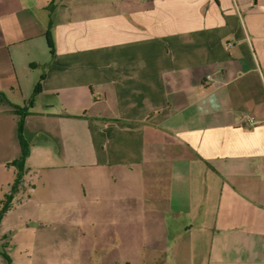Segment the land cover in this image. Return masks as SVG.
<instances>
[{
  "label": "crops",
  "instance_id": "crops-1",
  "mask_svg": "<svg viewBox=\"0 0 264 264\" xmlns=\"http://www.w3.org/2000/svg\"><path fill=\"white\" fill-rule=\"evenodd\" d=\"M33 96L12 264H264V0H0V200Z\"/></svg>",
  "mask_w": 264,
  "mask_h": 264
},
{
  "label": "trees",
  "instance_id": "trees-1",
  "mask_svg": "<svg viewBox=\"0 0 264 264\" xmlns=\"http://www.w3.org/2000/svg\"><path fill=\"white\" fill-rule=\"evenodd\" d=\"M52 48V46H51ZM53 54V50L51 52ZM40 90V83L37 84L35 94ZM34 96L28 101L24 107H15L12 111L19 116L18 120V137L20 142L21 154L19 158L7 163L8 167H12L15 170V178L11 184V188L6 192L0 200V223L6 213L12 209L15 201L23 195L25 192V175L27 172L26 161L30 155V145L23 137V125L24 119L29 114V109L33 106ZM9 242L0 240V255L4 259L3 264H12V259L7 253V246Z\"/></svg>",
  "mask_w": 264,
  "mask_h": 264
},
{
  "label": "built area",
  "instance_id": "built-area-1",
  "mask_svg": "<svg viewBox=\"0 0 264 264\" xmlns=\"http://www.w3.org/2000/svg\"><path fill=\"white\" fill-rule=\"evenodd\" d=\"M246 122H248L249 124H254L255 123V119H254V117H247L246 118Z\"/></svg>",
  "mask_w": 264,
  "mask_h": 264
},
{
  "label": "rangeland",
  "instance_id": "rangeland-1",
  "mask_svg": "<svg viewBox=\"0 0 264 264\" xmlns=\"http://www.w3.org/2000/svg\"><path fill=\"white\" fill-rule=\"evenodd\" d=\"M3 239H4L5 241H8V242L10 241L9 237H3V238H1L0 240H3ZM23 257L25 258V256H22V257L19 258V259H20L21 261H24L26 258L24 259Z\"/></svg>",
  "mask_w": 264,
  "mask_h": 264
}]
</instances>
